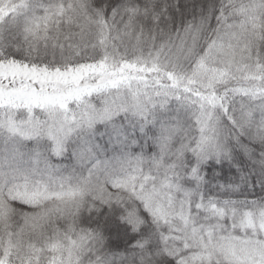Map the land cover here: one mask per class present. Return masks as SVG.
Segmentation results:
<instances>
[{
	"label": "snow or ice",
	"instance_id": "6c2138e0",
	"mask_svg": "<svg viewBox=\"0 0 264 264\" xmlns=\"http://www.w3.org/2000/svg\"><path fill=\"white\" fill-rule=\"evenodd\" d=\"M254 144L264 190V0H0V264H264L203 172Z\"/></svg>",
	"mask_w": 264,
	"mask_h": 264
},
{
	"label": "trees",
	"instance_id": "16d2710c",
	"mask_svg": "<svg viewBox=\"0 0 264 264\" xmlns=\"http://www.w3.org/2000/svg\"><path fill=\"white\" fill-rule=\"evenodd\" d=\"M179 115V113H177ZM175 118V116H173ZM121 121H124L123 117H120ZM127 124V121H124ZM137 142L128 149L135 154H141L143 152L147 155H153L156 152V147L150 140L143 139L139 133H137ZM108 136L105 134L103 125L98 126V134L96 140L105 149L106 155L111 159L114 155H118L121 149L108 142ZM243 144L248 145L249 142L246 138L243 139ZM142 145V147H141ZM254 152L253 157H249L244 151L239 149L233 153L231 160L216 161L209 160L203 165V172L205 179L209 183L205 186L210 194H217L219 185H232L236 187L235 192H219V195L227 198L231 197L235 200H254L264 197V190L261 188L260 177L262 175L261 168V155L262 151L258 144L250 145ZM55 163H63L65 165L71 164L70 159L63 161H54ZM101 223L103 217L100 218ZM106 234L109 238V244L117 251H124L128 247L127 240L119 239L114 230H106ZM135 241H132L134 243Z\"/></svg>",
	"mask_w": 264,
	"mask_h": 264
}]
</instances>
